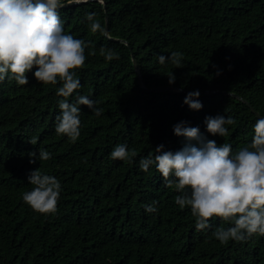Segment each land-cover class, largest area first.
Segmentation results:
<instances>
[{
	"label": "trees",
	"instance_id": "trees-1",
	"mask_svg": "<svg viewBox=\"0 0 264 264\" xmlns=\"http://www.w3.org/2000/svg\"><path fill=\"white\" fill-rule=\"evenodd\" d=\"M104 1L60 9L65 32L91 41L95 51L86 49L85 66L76 70L82 88L68 99L89 96L104 110L96 116L80 106L75 143L55 132L62 83L37 81L36 68L27 85L0 83V264H264V236L221 244L212 232L231 224L219 217L197 231L190 207L175 203V186H167L155 165L147 172L139 167L157 146L177 151L189 142L174 134L181 121L218 144H231L233 153L251 143L258 116L229 92L264 115V0ZM106 9L109 35L92 33L86 13H96L105 26ZM101 47L115 50L119 59L107 61ZM174 51L183 53V67L159 63L160 55ZM158 85L183 91L150 90ZM196 90L201 110L184 103ZM217 115L236 121L226 125L227 137L207 132L205 118ZM122 143L136 150L131 161L110 158ZM39 148L52 157L32 163L30 153L38 156ZM38 168L62 185L55 214L37 213L22 199ZM154 201L158 211L147 212Z\"/></svg>",
	"mask_w": 264,
	"mask_h": 264
},
{
	"label": "clouds",
	"instance_id": "clouds-1",
	"mask_svg": "<svg viewBox=\"0 0 264 264\" xmlns=\"http://www.w3.org/2000/svg\"><path fill=\"white\" fill-rule=\"evenodd\" d=\"M73 2L80 0H67V3L64 0H0V83L7 79L14 80L18 86L27 85L28 73L33 68L37 69L34 73L37 81L62 83L56 91L63 99L58 102L60 113L56 116L55 132L75 143L81 135L80 106L86 105L96 116L104 110L97 107L100 101L89 96L79 95L75 102L68 99L82 88L76 70L85 66L86 49H93L89 55H95L91 41L65 32L60 9ZM85 18L92 33L99 31L108 35L96 13H86ZM100 55L107 61L119 59V53L104 47L100 48ZM158 59L160 64L170 61L176 67H183V53L179 51L167 57L160 55ZM168 75L169 84H174V73ZM199 96V90L189 92L184 103L192 110H201ZM205 123L212 136L227 137L226 125L236 121L231 116L217 115L206 117ZM185 124L181 121L174 125V134L189 142L177 151H164L163 144L157 146L154 157L140 159V169L147 172L155 165L167 186H175L180 193L175 203L181 209L190 207L197 231L210 228L213 217L229 222L230 227L219 226L212 232L221 244L230 240L243 242L253 235L264 236V115L258 116L253 125L251 143L235 153L231 144H218L204 136L199 127ZM29 142L36 145L37 139L31 138ZM30 156L35 163L36 159H51L52 154L39 148L38 156L35 152ZM136 156V150L129 151L123 143L117 144L110 153L111 159L125 162ZM28 180L34 187L22 194L23 201L37 213L55 214L62 191L60 181L42 174L39 168L30 173ZM145 210L157 212L156 202L146 205Z\"/></svg>",
	"mask_w": 264,
	"mask_h": 264
},
{
	"label": "water",
	"instance_id": "water-1",
	"mask_svg": "<svg viewBox=\"0 0 264 264\" xmlns=\"http://www.w3.org/2000/svg\"><path fill=\"white\" fill-rule=\"evenodd\" d=\"M87 1H91V0H80V2H78V3L77 2H73V3L69 4L68 6L75 5V4H80L82 2H87ZM65 3H67V2H65ZM103 3L105 4V1L104 0H103ZM105 8H106V6H105ZM104 27L107 29V33L109 35V15L107 13V9H106V17H105V26ZM113 39L128 44V42L125 39L117 38V37H114ZM132 56H133V64H134L135 70H136V72L138 74V78H139L142 86H145L144 77H143V74H142V71H141V66H140L137 58L135 57V54H134L133 51H132ZM150 90L151 91H164V90H170V91L179 90V91H183V89H181V88H177V87L170 86V85H158V86H155L153 88H150ZM202 92H206V90H202ZM229 93L232 94L233 96H235V97L243 100L244 102H246L247 105L251 106L252 110L255 112V114L257 116H260L261 115L260 112H258L257 110H255V108L251 105V103L249 101H247L246 99H243L237 93H231V92H229Z\"/></svg>",
	"mask_w": 264,
	"mask_h": 264
}]
</instances>
